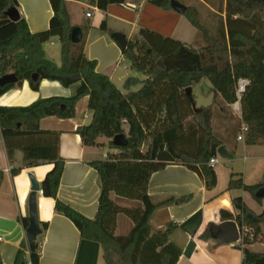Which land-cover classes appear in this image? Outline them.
Returning a JSON list of instances; mask_svg holds the SVG:
<instances>
[{"label":"trees","instance_id":"16d2710c","mask_svg":"<svg viewBox=\"0 0 264 264\" xmlns=\"http://www.w3.org/2000/svg\"><path fill=\"white\" fill-rule=\"evenodd\" d=\"M87 1L106 13L110 7L122 6L128 0ZM50 2L54 16L49 29L32 34L24 18L14 23L7 16L9 10L19 8L17 0H0V79L9 74L18 78L16 84L0 87V97L21 87L25 81L34 91L39 90L44 80L59 82L66 88L80 82L81 89L72 98L43 99L25 108L1 107L0 128L8 154L10 156L13 149H21L26 168L54 165L42 183L44 196L55 200L56 212L74 223L81 239L101 245L105 264H178L182 250L170 241L176 225L170 223L159 230L153 226L154 215L162 204L152 201L149 183L155 173L168 165H184L204 181L208 190L217 186V175L210 166L223 145L213 130L216 106L240 103L242 122L248 128L246 145L264 143V0H226L224 10L218 12L224 17L215 37L210 36L197 14L187 8L184 15L198 30V39L205 40L204 50L142 29L136 38L129 40L123 57L146 80L138 91H132L140 82L129 78L126 93L107 75L97 72L96 61L86 58L84 48L91 23L79 26L83 40L73 44L74 27L70 23L67 1ZM148 2L164 10L173 9L172 0ZM99 29L106 32L107 23L104 21ZM54 39L61 44L60 66L49 60L44 50V45ZM35 74L39 76L37 82L32 80ZM204 79L214 88L213 103L197 110L192 107L186 89ZM241 81H248V85L239 96ZM83 97H89L92 121L80 126L76 134L85 147H101L100 139H106L109 147L116 151L104 160L90 163L101 183L94 220L85 218L58 199L65 165L59 153L60 133L40 128L41 120L47 117L75 118L76 106ZM125 126H128L127 134ZM118 135L125 136L127 146L113 144ZM20 171L15 169L12 175ZM262 187L264 179L254 186L231 179L228 190L243 189L261 202L264 198H257L256 194ZM126 201L135 205L120 204ZM233 206L240 212L237 217L227 211H222L221 217L224 221H236L242 231H250L240 244L244 252L242 264H264V252L257 254L250 248L257 241L264 242L261 230L264 212L256 214L242 198L234 199ZM121 215L133 224L126 235L116 234ZM21 222L27 230L29 218H21ZM41 229L43 235L48 224L41 223ZM210 237V229H207L202 238ZM37 245V251L30 252V264H39L38 242ZM28 251L27 243H23L15 264H28ZM0 264H3L1 254Z\"/></svg>","mask_w":264,"mask_h":264},{"label":"crops","instance_id":"0c3cea01","mask_svg":"<svg viewBox=\"0 0 264 264\" xmlns=\"http://www.w3.org/2000/svg\"><path fill=\"white\" fill-rule=\"evenodd\" d=\"M66 1L73 27L91 23L92 28L87 33L84 48L86 58L96 61L97 72L107 75L122 92L126 91L127 80L131 76L136 78L137 74L131 64L124 59L123 51L113 38V34L121 33L129 41L136 38L142 29H148L198 49L197 41L200 40L198 30L185 15H180L173 9L158 8L148 0L139 2L128 0L126 4L112 6L104 13L89 5L87 0ZM176 1L183 5V0ZM17 2L20 16L26 20L32 34L49 29L50 21L54 16L50 0H17ZM81 10L84 11L85 17H75L74 14L77 15ZM88 13L92 14L91 18L87 17ZM104 21L108 28L106 32L99 29ZM124 27L129 29L128 34ZM55 41L58 40H52L51 44ZM137 79L140 83L134 88L141 87L146 77L141 76ZM247 85L248 81L240 82V86L244 89ZM80 89V82L66 88L59 82L44 80L40 83L39 90L34 91L29 82L25 81L21 87H15L0 97V108H25L37 101L53 97L72 98ZM88 104L89 97H83L76 106L75 118L47 117L41 120L40 128L43 131L60 133L59 153L65 160V165L58 199L85 218L94 220L99 207L101 183L98 172L90 166V163L104 160L116 151L109 147V141L106 139H100L101 147H85L81 137L76 134L80 126L89 125L92 121ZM237 104L214 108L212 121L214 134L233 156L232 159H223L224 162H220L217 158V164L213 167L218 181L215 188L208 190L204 181L184 165H168L164 170L155 173L150 180L148 193L156 205L162 204L156 211L152 223L157 230L164 229L170 223L176 225L170 241L182 250L178 264H242L244 252L240 243L225 245L215 241L211 233V237L207 239H203L202 235L207 229L211 230L212 227L224 222L221 217L222 211H227L234 217L240 214L233 206L234 199L242 198L247 207L256 214L264 212V199L258 202L243 189L228 190L231 179L242 180L248 186H250L248 179L251 174L258 178L259 181L255 182L261 183L264 179V169L254 162L258 149L264 148V143L248 146L245 141L238 140L243 122L241 105L239 103L237 106ZM124 129L128 132V126ZM8 153L10 154L0 128V173H2L0 254L3 264H15L21 245L27 243L26 230L21 218L29 216L31 177L40 185V192L37 193L39 221L48 224V229L37 240L39 264H105L101 245L81 239L74 223L56 212L55 200L44 196L42 183L54 165L43 164L26 168L24 152L21 149H13L11 158ZM238 153L244 154V164L245 166L249 164L251 172L244 169L242 173H238L234 167H230L234 155ZM219 165H222V168H218ZM15 169L21 171L13 176L12 171ZM189 196H191L190 200L181 205L176 204L180 198ZM120 223L119 217L118 232ZM261 230L264 238V223ZM250 248L257 254L263 253L264 242L257 241ZM29 255L30 251L27 252L26 257L28 264H30Z\"/></svg>","mask_w":264,"mask_h":264},{"label":"water","instance_id":"95a60500","mask_svg":"<svg viewBox=\"0 0 264 264\" xmlns=\"http://www.w3.org/2000/svg\"><path fill=\"white\" fill-rule=\"evenodd\" d=\"M172 8L178 14L184 15L187 11V7L182 5L176 0H172ZM7 16L11 22H18L21 18L18 9L13 8L7 12ZM115 41L120 45L123 52L128 49L129 41L121 33H116L113 35ZM71 40L73 44H80L83 40V32L80 27H74L71 33ZM32 80L37 82L39 80L38 75H33ZM18 78L14 74H9L0 79V87H5L6 85L16 84ZM186 94L191 101L192 107L196 109V101L193 96L192 87L186 89ZM113 144L116 147H125L128 145V141L124 135H118L114 138ZM217 154L222 159H232V155L228 152L226 146H222L218 149ZM32 182V194L29 199V227L26 230V237L28 247L31 253L37 251V240L38 237L42 235L41 223L38 216V204H37V193L40 192V185L36 182L34 178L31 177ZM257 198H264V187H262L256 194ZM189 197H182L176 201L177 205H181L186 201L190 200ZM212 238L225 245H233L240 241V236L242 230L239 228L238 224L235 221H224L217 226H214L210 230Z\"/></svg>","mask_w":264,"mask_h":264},{"label":"rangeland","instance_id":"374dc122","mask_svg":"<svg viewBox=\"0 0 264 264\" xmlns=\"http://www.w3.org/2000/svg\"><path fill=\"white\" fill-rule=\"evenodd\" d=\"M225 3H226V0H183V5L186 6L187 8H190L193 12L197 14L198 20L208 30L210 36L212 37L216 36L217 29L221 21V18L222 16L224 17V15H219L218 12L221 9L224 10ZM74 16L77 18H82V17H85V14H84V11L81 10L77 15L74 14ZM124 29H126L125 30L126 34H128L129 29L126 27H124ZM205 43H206L205 40L201 38L199 41H197L198 48L201 50H204L206 46ZM44 50L49 60L55 62L59 66L62 64L61 44L59 41H55L54 44H51V42L45 44ZM135 73L137 74L136 78L144 76L143 74L137 71H135ZM130 78H135V76H131ZM140 88L141 87L132 88V91H138ZM126 92L127 90L125 91V93ZM213 94H214V88L208 80L204 79L199 84H196L193 89V96L195 97V101H196V109L197 110L203 109L204 107H207L208 105H210L213 100ZM125 132L127 134L126 130ZM257 152H258L256 155L257 158H256V161L254 162H256L259 166H261L264 169V148H259ZM218 158L220 162H224L221 157H218ZM243 158H244V154L242 153H238L234 155V161H232L230 167L231 166L234 167V170L237 171L238 173H242L244 169L249 170V164L245 166ZM218 168H222V165H219ZM249 171L251 172V170ZM248 181L250 183V186H254V185H257V183H259V182H255L259 180L258 178H256V176H253V174H251ZM222 182H223V179H222ZM120 204L123 206H128V207L135 205V203L127 202V201L121 202ZM119 217L121 220L120 229H119V232L116 231V234L126 235L131 230L133 224L131 220L128 219L127 217L123 215Z\"/></svg>","mask_w":264,"mask_h":264},{"label":"built area","instance_id":"2783aa9c","mask_svg":"<svg viewBox=\"0 0 264 264\" xmlns=\"http://www.w3.org/2000/svg\"><path fill=\"white\" fill-rule=\"evenodd\" d=\"M87 17H88V18H91V17H92V14L88 13V14H87ZM243 91H244V88L240 86L239 89H238V95L240 96L241 93H243ZM238 104H239V103H238ZM238 104H237V106H239ZM247 132H248V128H247L245 125H243L242 128H241V134H240V136L238 137V140H239V141H245V135L247 134ZM218 157H219V156H218V154H217V157H215V158H213V159L211 160V162H210V166L214 167V166L217 164V158H218ZM246 233H249V234H250V231H249V230L242 231L241 236H240V241H239L238 243L241 244V242L243 241V237L245 236ZM251 237H252V235H251ZM1 240H2V239L0 238V241H1Z\"/></svg>","mask_w":264,"mask_h":264}]
</instances>
